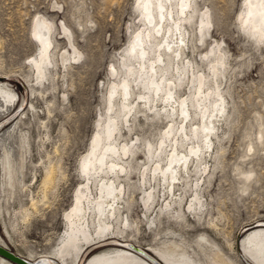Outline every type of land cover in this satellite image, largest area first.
<instances>
[{"label":"rangeland","instance_id":"obj_1","mask_svg":"<svg viewBox=\"0 0 264 264\" xmlns=\"http://www.w3.org/2000/svg\"><path fill=\"white\" fill-rule=\"evenodd\" d=\"M134 1L0 0V82L13 90L18 99L16 109L2 116L0 133L16 122L20 139L26 137L28 144L20 184L16 180L13 187H2L0 234L9 248L26 259L46 258L63 246L66 214L77 204L75 190L88 183L90 196H98L97 183L93 178L87 182L80 164L88 153L89 141L102 132L107 120L109 85L119 84L125 76L122 63L137 66L136 60L128 59L123 52L131 36L144 30ZM191 2L192 17L181 22L187 34L178 57L181 59L172 55L174 61L165 72L175 83V96L188 100L191 120L185 124L191 140L182 139L179 131L173 135L181 153L189 143L203 144L202 133L192 135L190 128L199 124V110L192 97L196 77L203 78L208 102L218 100L214 93L217 89L223 97V116L216 122L212 148L205 153L207 163L201 166L206 172L192 180H198L202 203L188 208L193 186L181 181L175 190V197H182L181 207L165 209V191L147 173L154 162L149 161L148 149L155 150L169 125L174 126L175 133L180 119L166 114L164 103L157 102L152 109L137 103L138 94L147 93L143 86H135L136 82L140 84L137 80L131 91L134 111L123 114L119 99L115 98L111 112L117 122L113 141L117 146L127 144L129 150L118 161L125 168V175L116 181L123 187L120 215L109 221L114 228L124 227L126 231L121 235L144 250L160 248L159 236L174 231L184 237L191 255L189 245L204 235L209 245L220 248L223 259L245 264L240 242L257 228L253 227L255 223L264 221V37L254 36L241 26L238 15L243 0ZM205 11L210 25L200 30L198 16ZM36 16H42L52 26L42 80L37 79L31 64L32 58L39 57L40 49L31 32ZM62 26L67 29L66 34ZM146 42L147 48L152 45L153 57L155 42L152 37H146ZM73 48L79 52L78 58L71 57ZM219 51L224 55L223 63L217 65L213 82L210 64ZM165 62L168 63L166 57ZM182 62L185 71L179 80L176 65L181 67ZM163 159L161 151L158 160L162 165ZM52 162H59L60 168L55 173V186L41 197L43 167ZM143 171L146 177L142 176ZM151 190L154 201L148 206L143 197ZM31 199L36 200L34 207ZM196 206L201 213L195 210ZM24 209L28 212L25 218ZM87 222L94 233L89 213ZM110 243H79L83 252L78 264H86L90 256L115 246ZM73 258L68 257L67 264H72Z\"/></svg>","mask_w":264,"mask_h":264},{"label":"bare ground","instance_id":"obj_2","mask_svg":"<svg viewBox=\"0 0 264 264\" xmlns=\"http://www.w3.org/2000/svg\"><path fill=\"white\" fill-rule=\"evenodd\" d=\"M134 2L138 10L140 9L144 30L142 29L131 36L123 52L126 53L128 59L134 58L137 66L132 67L122 63L125 76L120 83L118 82L119 84L112 83L109 85L105 107L107 120L102 132L96 133L94 138L89 141L88 153L85 157H82L80 164L83 175L87 177V182L90 178H93L97 183L99 187L98 196H90L88 183L77 189L78 191L75 190L77 204L66 214L67 229L62 240L65 242L59 250L45 255L46 258L42 259L37 256L42 260L41 264H67V259L71 255L74 257L72 264H76V262L78 264L80 255L83 252V249L79 248V243L84 242L86 246L88 243L100 241L111 242L110 244L114 243L115 246L112 245L106 251L90 256L86 264H153L143 254L135 250L139 246L132 244L131 239H125L121 235L126 231L124 227L114 228V225L109 221V218L114 219L117 215H120L119 203L121 202L120 197L123 187L117 185L116 181H119L120 177L125 175V168L118 161L122 158V155H127L129 150L127 144L117 146L113 141L114 133L117 130V122L111 116V112L115 98L119 99L124 111L123 114L129 115L134 111L135 100L131 101V91L134 82L137 80L140 84L136 82L135 86L139 87L138 85H141L147 91L146 94H138L137 103L141 102L149 109H152L157 102L164 103L166 114L177 116L180 119V126L178 125L175 133H173L174 126L169 125L155 150L153 151L152 147L148 149L149 161L154 162L147 173L158 182V185L161 184L165 191L167 198L165 209L169 211L173 209V205L181 207L182 197H175V190L179 187L181 181L185 186H193L191 190L194 194L188 208L192 209L193 204L202 203L198 192V180L193 183L192 180L196 176L202 177V174L206 172V168L201 169V166L207 163L205 153L212 148V135L216 134V122L223 116V97L217 89L214 93L218 100L214 99L208 102V93L203 90V78L202 76L196 77L192 97L199 110L197 113L199 124L190 128L192 135L197 136V133H202L201 143L203 144L189 143L186 151L181 153L177 149L178 141L174 136L179 131L182 139L191 140L186 132L187 126L185 124V122L191 120L188 100L186 97L175 96V83L166 77L165 72V69L174 61L171 56L174 55L178 58L181 55L183 46L186 44L187 34L182 28L181 22L184 18L192 17V2L191 0H135ZM240 12L238 20L241 26L249 29L254 36L264 37V0H243V9ZM208 17L207 11L198 16L197 27H200V30L209 27ZM31 23V32L40 48L39 57L32 58L31 64L37 71V79L42 80L45 75L44 65L47 66L48 50L51 46L50 32L52 26L42 16H36ZM62 28L66 34L67 29L64 26ZM146 37H152L155 42L157 49L155 52L153 51V57L150 56L152 45H150V48L146 47ZM78 55L79 52L73 48L71 57L76 58ZM165 57L168 59V63L165 62ZM223 57L224 55L220 51L214 55L209 70L212 74L211 80L215 78L217 65L223 63ZM180 59L178 58V60ZM64 60L62 54V62ZM187 65L190 66L189 60ZM184 71L185 64L183 62L181 67L176 65L179 80ZM0 78L2 77L0 76ZM131 79L133 80L131 81ZM30 90L32 91L31 87ZM17 104L18 99L15 97V92L8 88L4 82H0V121L4 113L16 109ZM30 105L32 106V104ZM30 105L28 106L30 107ZM18 129V125L14 122L7 130L0 133V196H2L3 184L13 187V182L16 180L20 184V174H23L21 173V165H23L22 160L25 158L28 144L26 137L22 136L20 139ZM167 141H170V143ZM161 151L164 152L163 165L161 160H158ZM58 164L59 162L57 164L52 162L43 167V175L39 183V189L42 192L41 197L47 194V192L45 194V191L55 186L56 170L60 169ZM147 173L143 171L142 176L146 177ZM148 182H150L149 179ZM183 193H185L184 189ZM143 201L146 205H151L154 201V192L151 190L146 193ZM30 203L34 207L36 200L31 199ZM196 211L201 213L200 208ZM26 212L25 210L23 216L28 213ZM87 213L93 218L94 233L89 230ZM253 227L257 228L250 230L240 242L243 254L241 258L245 264H264V221H258ZM110 237L113 238L109 239ZM199 237V241L189 245L192 249L191 255L187 252L184 237L174 231H168L159 236L160 248H149L148 251L139 248L151 255L160 264H232L229 260L222 258L221 250L216 244L209 245L204 235ZM116 242L123 244H116ZM0 243L8 246L2 239L1 234ZM0 264L15 263L0 255Z\"/></svg>","mask_w":264,"mask_h":264},{"label":"water","instance_id":"obj_3","mask_svg":"<svg viewBox=\"0 0 264 264\" xmlns=\"http://www.w3.org/2000/svg\"><path fill=\"white\" fill-rule=\"evenodd\" d=\"M116 244H123V243H117ZM129 246L128 244H125ZM130 247V246H129ZM135 250H137L139 253L143 254L147 259L151 261L153 264H160L156 259H154L151 255L140 249L139 247H136ZM0 255L4 258L8 259L9 261L15 263V264H41L42 260L37 258L35 260H29L21 256L20 254L13 251L11 248H9L6 245H3L0 243Z\"/></svg>","mask_w":264,"mask_h":264}]
</instances>
